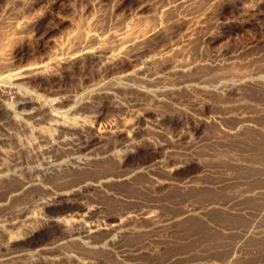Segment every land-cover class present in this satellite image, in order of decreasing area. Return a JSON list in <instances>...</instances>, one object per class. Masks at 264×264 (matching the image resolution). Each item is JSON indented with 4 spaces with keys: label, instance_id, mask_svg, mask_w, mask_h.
<instances>
[{
    "label": "bare ground",
    "instance_id": "obj_1",
    "mask_svg": "<svg viewBox=\"0 0 264 264\" xmlns=\"http://www.w3.org/2000/svg\"><path fill=\"white\" fill-rule=\"evenodd\" d=\"M221 1L88 0L73 7L63 0H15L21 5L15 10L13 0H0V264H107V258L116 264H236L243 249L264 239L256 221L264 218V204L258 212L245 204L263 195L261 188L168 215L158 213V203L119 189L129 185L158 199L161 190L194 188L215 173L204 167L196 182L177 180L183 155L260 130L252 116L234 117L235 124L214 138L200 134L210 117L193 115L196 127L174 134L160 122L166 105L187 113L174 99L178 92L205 95L215 83L233 93L264 73L223 72L210 80L208 74L235 65L243 54L222 47L234 19L214 17ZM18 41L32 48L14 46ZM204 46L214 48L212 55L195 53ZM195 70L207 73L192 75ZM142 141L158 156L145 166L125 164ZM239 183L224 175L198 185L223 191ZM103 199L120 207L110 212ZM214 210L252 217V225L241 229L218 228L224 239L235 236L222 260L199 252L145 260L174 241V228ZM49 227L58 233L39 239Z\"/></svg>",
    "mask_w": 264,
    "mask_h": 264
},
{
    "label": "rangeland",
    "instance_id": "obj_2",
    "mask_svg": "<svg viewBox=\"0 0 264 264\" xmlns=\"http://www.w3.org/2000/svg\"><path fill=\"white\" fill-rule=\"evenodd\" d=\"M13 1L14 9H21V5L16 3L15 0ZM102 1L105 2V0ZM63 2H66V4L63 3V6L67 5L74 7L81 5L84 7V5L86 6L88 3V0H63ZM219 4L220 5L215 8L214 17H219V19L226 21H232L234 19L233 23L230 25L232 26V31L228 34V37L226 36V39L224 38L221 41L223 46L220 45L221 42L219 45L223 48L226 46L225 50L228 52H242L243 54L238 60L239 63L237 62L235 65H232L225 70L208 74L210 80H217L223 72L234 73L246 70L253 71L254 69V71H256V69L263 71L264 32L260 31V26L261 24L264 25V0H230L228 3L223 0ZM216 11L219 12L218 14L220 16ZM246 16L249 19H246ZM240 18L241 20H238ZM244 19L247 21L244 22ZM235 20L237 21L235 22ZM2 30V26L0 25V33ZM20 45H22L25 50L32 48V44L28 42L25 43L24 41H18L14 46ZM204 47H202L200 51H197L199 50L197 49L195 53H198L197 55H212L214 48H209L207 46L205 48ZM248 47L249 49H253L249 51L247 49ZM259 57L261 58L259 59V62L256 63L255 58L258 59ZM249 60L251 62H249ZM243 62L248 63L246 64ZM87 73V76L91 78L95 75V72L90 69ZM203 73L205 74L207 72L195 70L194 74H191L198 75ZM260 76L261 77L258 78L259 80H257L255 85H246L245 83L239 84L233 93L218 90L216 88L217 84L215 83L213 84L215 87H213V89L205 95L187 91L178 92L175 94L176 96L174 95V99H176L177 102L180 101L179 103L186 107L187 113L176 109V104L172 105V107L170 105H166L163 108V115L160 118L162 128L172 134L185 131L191 126V129L196 127L197 122L194 120L193 115H200L206 118L210 117V122L201 127L200 134L204 138H214L218 135L221 136V128L235 124L236 119L234 117L252 116L251 120L253 122L255 121L254 123L260 128V130H253L250 131V133L249 131H243V135L240 134L241 136L234 139V141H229L230 143H210L202 148L204 151H200L194 155L190 154V156L189 154L183 155L182 159L185 163L183 167L177 170L175 177L177 180L193 179L196 182L198 179L195 178V176H197L199 171L204 167L211 169L212 172L215 173L214 175H207L206 178L203 177L205 179L199 178L196 183L197 185H195L194 188L192 187L191 189H186L184 191H178L179 189L176 188H169L164 191L161 190L162 196L160 195V198L158 199H156L150 191L139 190L138 188L129 185L119 186V189L123 190L130 197H137L141 200L143 198L142 201L146 203H158V210H156L160 215L173 214L176 211H181L183 208H202L211 203L222 204L233 195L238 194V192L241 193L246 191V189L249 190L248 188H250V190L256 188L264 190V73L260 74ZM38 98L44 100L41 96H38ZM217 115H230L232 117H228L223 122H220L212 119V117ZM219 125L223 126L220 127ZM220 144L222 145L220 146ZM157 156L158 153L153 149L151 143L142 141L139 144L138 149L126 159L125 164L145 166L153 161ZM224 175L236 178L240 181V183L223 191H216L211 188L200 187V185H198V183L211 182V180L213 181L215 178L223 177ZM183 176L184 178H182ZM4 185L5 184H2L1 187ZM102 201L105 202V205L110 212H115V210L120 207L110 199H103ZM245 204L252 212L260 211L262 205L264 204V194L257 198L248 199ZM214 211H212L211 215H208V217H203V219L200 217H191L180 226L174 228L170 233L174 241L166 245L164 249H160L158 253L149 256L145 260L147 262L152 260V263H160L170 255L189 253L200 256L198 252L200 254H210L208 256L211 257L210 259H212L211 261L213 262L222 260L228 250L227 247L233 243L235 236L224 239L221 232L218 231V228L240 227L241 229L252 225V217L248 215L232 217L220 211ZM263 219L264 218H258V220H256L259 226L263 224L261 229H264ZM57 233V227H49L44 231L43 235L39 239L51 238ZM219 238H221V240ZM222 243H224L223 246L219 247ZM249 247L250 248H245V251H243V249V253L242 251L240 252L242 256L244 254V257L241 256L242 259L236 264H249L252 261L264 259V239L256 242V244L253 242V244ZM246 254L249 257H247ZM104 261L106 263L111 261L107 264H116L112 259L108 260L107 258Z\"/></svg>",
    "mask_w": 264,
    "mask_h": 264
}]
</instances>
